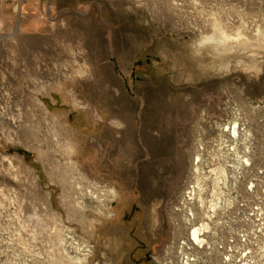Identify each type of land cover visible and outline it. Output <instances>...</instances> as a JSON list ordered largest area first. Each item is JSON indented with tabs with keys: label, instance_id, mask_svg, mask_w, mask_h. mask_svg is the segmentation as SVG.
I'll list each match as a JSON object with an SVG mask.
<instances>
[{
	"label": "rangeland",
	"instance_id": "rangeland-1",
	"mask_svg": "<svg viewBox=\"0 0 264 264\" xmlns=\"http://www.w3.org/2000/svg\"><path fill=\"white\" fill-rule=\"evenodd\" d=\"M33 2L0 22V264H176L264 142V0Z\"/></svg>",
	"mask_w": 264,
	"mask_h": 264
},
{
	"label": "built area",
	"instance_id": "built-area-1",
	"mask_svg": "<svg viewBox=\"0 0 264 264\" xmlns=\"http://www.w3.org/2000/svg\"><path fill=\"white\" fill-rule=\"evenodd\" d=\"M5 1L7 0H0V2ZM262 110L264 112V109ZM261 125L264 135V115ZM229 150L234 149L232 147L226 151ZM235 173L237 177L234 181L238 183V186H235L234 195L230 197L232 200L225 198L221 193V199L213 201L216 204L215 207L207 204L210 211L208 220L213 226L212 228L209 226L211 230H202L205 242L198 245L188 234L189 243H183L188 249L185 252H179L178 258L174 259L176 264H185L187 260L191 264H197L200 256L195 253V250H199V247L205 249L204 252L202 251L205 264H242L244 260L249 264H255L254 262H258L260 258L253 256L252 250L261 251V256L264 258V142L256 152L252 153L250 163L241 164ZM221 184L224 188L223 183ZM210 202L212 201L209 200L208 203ZM193 207L195 210L196 206L193 205ZM194 213L195 217L191 216L189 220L191 226L195 224L198 215L196 210ZM200 223V221L197 222V225L200 226ZM209 233L214 238L213 243L208 242ZM246 249H248L247 252L242 253Z\"/></svg>",
	"mask_w": 264,
	"mask_h": 264
},
{
	"label": "bare ground",
	"instance_id": "bare-ground-1",
	"mask_svg": "<svg viewBox=\"0 0 264 264\" xmlns=\"http://www.w3.org/2000/svg\"><path fill=\"white\" fill-rule=\"evenodd\" d=\"M220 38H222V39H225L226 38V35H225V33H221L220 34ZM233 128V127H232ZM238 128V127H237ZM236 131L234 130V133H235ZM232 133V132H231ZM234 152V151H233ZM237 154H238V152H236ZM251 151L249 152V150H248V154H247V158H246V161L245 160H243V163H245V164H249L250 163V159H251ZM237 156V155H236ZM235 156V157H236ZM241 158L243 159V156H241ZM199 158H197V160H198ZM221 164V163H220ZM222 165L225 167V172H224V169H223V174H224V176L222 175V177H221V180H220V182L221 183H223V178L225 177V175H226V169H228L223 163H222ZM232 166H233V170L234 171H236L240 166H241V164L240 165H238V163H237V159H236V161L234 162V164H232ZM232 177L233 178H236L237 177V174L234 172V174L232 175ZM217 184V183H216ZM199 185V184H198ZM200 186V185H199ZM200 188V187H199ZM194 190V189H193ZM200 190H202V189H200ZM191 191V190H190ZM195 191V190H194ZM193 192V191H192ZM192 192H190V195H192L191 193ZM215 192V191H214ZM218 192V191H217ZM223 192V191H222ZM109 193L110 194H115V192H114V190H110L109 191ZM194 193V192H193ZM220 193V192H219ZM218 193V194H219ZM187 196H189V195H187ZM190 197V196H189ZM218 197H219V195H218ZM198 199V198H197ZM191 200H192V198H191ZM200 200V199H199ZM200 202V201H199ZM211 204V203H210ZM203 205V204H202ZM215 205V204H214ZM211 206V205H210ZM212 207V206H211ZM192 217H193V215H191ZM191 219V218H190ZM209 219V218H208ZM203 223H205V221L203 222ZM206 223H208V224H210L209 222H206ZM201 224V223H200ZM207 227V225H201V226H195V224L194 225H192L191 226V228H193L192 229V231H191V228H190V231H191V233L189 232V237L190 238H192L193 240H194V242L196 243V244H198V245H202L204 242H205V237L204 236H202V230L204 229V228H206ZM209 228H207V229H204V230H208ZM55 230V229H54ZM57 230V229H56ZM203 230V231H204ZM55 234V236L57 237V242L59 241L60 243H62V241L64 240L63 238H62V233H61V230L60 229H58L57 230V232H55L54 233ZM194 256V255H193ZM185 264H191L190 263V261L189 260H187L186 262H185Z\"/></svg>",
	"mask_w": 264,
	"mask_h": 264
},
{
	"label": "crops",
	"instance_id": "crops-1",
	"mask_svg": "<svg viewBox=\"0 0 264 264\" xmlns=\"http://www.w3.org/2000/svg\"><path fill=\"white\" fill-rule=\"evenodd\" d=\"M38 3H39V1H38ZM33 4H34L33 0H26L25 2H22L21 4L17 3L15 0H7L5 2H0V22L3 21V17H4V19H6V17H7V19L10 17V16L5 15L7 11L10 13L16 14L18 12V9L21 7V9L22 10L24 9L23 11L25 12L29 8H32L31 6H33ZM38 5H40V4H38ZM2 8H4V9H2ZM24 12H22V13H24ZM27 20H28L27 17L23 16V27L26 29L28 27H31V25H33L31 22H29Z\"/></svg>",
	"mask_w": 264,
	"mask_h": 264
}]
</instances>
